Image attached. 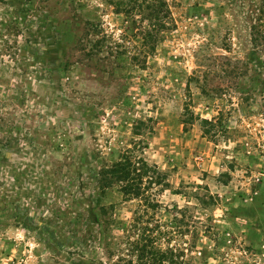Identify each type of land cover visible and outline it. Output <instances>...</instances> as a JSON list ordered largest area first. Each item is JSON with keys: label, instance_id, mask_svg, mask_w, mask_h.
<instances>
[{"label": "rangeland", "instance_id": "obj_1", "mask_svg": "<svg viewBox=\"0 0 264 264\" xmlns=\"http://www.w3.org/2000/svg\"><path fill=\"white\" fill-rule=\"evenodd\" d=\"M119 1L0 0V264H264V0Z\"/></svg>", "mask_w": 264, "mask_h": 264}, {"label": "trees", "instance_id": "obj_2", "mask_svg": "<svg viewBox=\"0 0 264 264\" xmlns=\"http://www.w3.org/2000/svg\"><path fill=\"white\" fill-rule=\"evenodd\" d=\"M129 2L133 3L134 6L131 7V9H137L138 11L143 12V9H148L149 11L146 12L145 16L143 18H149V20L152 19L154 26H160L165 27V19L169 17V10L167 7L166 0H129ZM119 5L126 6L128 4V1L125 0L119 1ZM121 12V11H116ZM126 12H129L126 10ZM156 31H154L155 33ZM144 37H148L147 40L150 41L151 33L149 31H146ZM144 39V38H143ZM146 40V41H147ZM144 42V41H143ZM201 122H207L206 119H201ZM146 168V166H145ZM139 169V167L134 166L132 161L129 158H124L121 160L116 161L111 166L107 167L105 169V173L110 176V178L114 179L117 182H122L123 184L120 185V190L124 195L139 197L142 195L143 191L141 189V178L146 174V170L144 169L143 173H138L136 176V179L138 180L137 183L132 181L134 178V171ZM140 171V170H139ZM138 171V172H139ZM163 175V174H161ZM159 180L161 179V176L158 175ZM135 249L137 251H140V253L137 255V263L136 264H146L145 254H144V248L145 245L141 243V239H136L133 241ZM166 256L162 255L160 257V261L165 260Z\"/></svg>", "mask_w": 264, "mask_h": 264}]
</instances>
